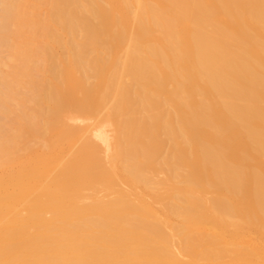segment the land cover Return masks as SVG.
I'll list each match as a JSON object with an SVG mask.
<instances>
[{
  "label": "bare ground",
  "instance_id": "bare-ground-1",
  "mask_svg": "<svg viewBox=\"0 0 264 264\" xmlns=\"http://www.w3.org/2000/svg\"><path fill=\"white\" fill-rule=\"evenodd\" d=\"M0 264H264V0H0Z\"/></svg>",
  "mask_w": 264,
  "mask_h": 264
}]
</instances>
